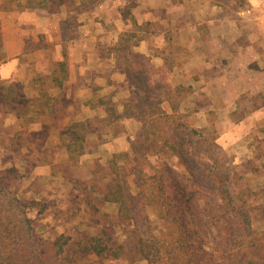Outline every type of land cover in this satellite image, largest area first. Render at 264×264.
I'll use <instances>...</instances> for the list:
<instances>
[{
    "label": "crops",
    "instance_id": "1",
    "mask_svg": "<svg viewBox=\"0 0 264 264\" xmlns=\"http://www.w3.org/2000/svg\"><path fill=\"white\" fill-rule=\"evenodd\" d=\"M15 1L0 0V86L6 88L0 96V179L23 202L48 206L31 213L41 237L91 236L119 222L115 204H98L87 191L104 187L94 183L99 167L130 152L140 130L133 118L110 119L98 102L110 99L121 116L136 92L113 50L132 29L128 10L139 25L150 24L134 52L150 58L174 87L189 90L182 112H193L199 128L216 113L223 128L217 143L237 157L256 156L254 147L240 144L251 143L264 124V33L238 16L234 0H91L76 12L60 4L56 13L20 9ZM19 1L23 6L27 0ZM64 48L69 73L57 107L62 90L52 83L53 67ZM44 84L52 113L42 104L33 111ZM77 122H87V130L84 154L74 162L65 130Z\"/></svg>",
    "mask_w": 264,
    "mask_h": 264
},
{
    "label": "trees",
    "instance_id": "2",
    "mask_svg": "<svg viewBox=\"0 0 264 264\" xmlns=\"http://www.w3.org/2000/svg\"><path fill=\"white\" fill-rule=\"evenodd\" d=\"M74 2H79V9L72 6ZM16 4L20 9L45 11L64 4L76 12L89 8L92 1L27 0L22 6L17 0ZM125 15L132 29L121 35L113 50L136 91L132 97L135 102L127 103L121 116L115 113L110 99L98 102L112 120H137L140 131L130 152L114 154L109 160L111 182L103 188H91L88 194L98 204H115L120 223H133L137 253L149 264H264V236L254 229L255 219L264 220V206L254 204V196L247 191L236 194L235 190L242 179L239 170L247 164L235 165L218 145L223 130L212 124L213 118L212 128H196L181 112V101L189 96V90L174 87L150 58L134 52L150 32V24L139 25L130 10ZM74 22L70 17L69 24ZM62 56L52 79L58 88L64 87L69 73L66 48ZM41 98L52 108L47 92H41ZM243 117L234 118L240 121ZM86 130L87 122L72 123L65 130L73 139L68 151L74 162L84 154ZM188 146L208 160L209 169L203 178L196 177L189 166ZM175 159L187 172L171 163ZM132 178L135 191L129 182ZM33 208L40 214L48 206L23 202L0 181V264H79L68 252L70 235L45 239L34 230L30 218ZM148 213L163 223L158 237L141 232L142 225L148 223ZM80 245L83 252L99 259L119 260L127 254L124 244L111 246L98 234Z\"/></svg>",
    "mask_w": 264,
    "mask_h": 264
},
{
    "label": "rangeland",
    "instance_id": "3",
    "mask_svg": "<svg viewBox=\"0 0 264 264\" xmlns=\"http://www.w3.org/2000/svg\"><path fill=\"white\" fill-rule=\"evenodd\" d=\"M234 8L237 10V13L240 9H243L246 7L247 4H249V0H234ZM14 4H16V1L14 2ZM256 5V4H255ZM72 6L74 7L73 3ZM76 8V7H75ZM59 8L57 6H52V12L56 13L58 12ZM243 19V18H241ZM245 19V18H244ZM251 20V19H250ZM253 21V20H251ZM69 24V23H68ZM72 25V24H69ZM255 26L259 27L256 23ZM260 28V27H259ZM261 30V29H260ZM264 33V30L262 31ZM70 35L67 34V38H69ZM69 42V40H68ZM67 50V48H66ZM55 68V66L53 67V69ZM44 89L41 90V92H47V86L46 84H44ZM62 90V95H60L56 102L53 103V105H57V107L59 105H61V101L62 103L64 102V94H63V88H59ZM260 88H256L255 89V98L257 96V90ZM6 88H3L0 86V96L2 95V93H6ZM8 92V91H7ZM41 96V93H40ZM253 97V96H252ZM254 101L257 102L255 104H260L262 103V100L260 98H257ZM186 99V98H185ZM183 99L181 101V104L183 103V101L185 100ZM250 99V98H249ZM253 99V98H252ZM41 101L39 102L40 104H32L33 106V111L36 112V109L41 110L40 105L42 104V106H45L50 113L54 112L53 110L49 109L50 107H48L47 104H45L42 101V98L40 99ZM135 101L132 100V103H134ZM51 104V103H50ZM182 109V107H180V110ZM182 112V110H181ZM49 113V114H50ZM183 114H187L189 116V120L190 122L194 125L193 120L192 119L193 116V112H189L187 113L185 110L182 112ZM196 118V117H194ZM212 124L215 126H218V128H220L221 130H223V128L220 126V120L218 119V116H216V113H213L212 117ZM212 124L210 122L208 127H205L207 129L212 128ZM194 127H197L196 125H194ZM140 131V130H139ZM222 136V135H221ZM220 136V137H221ZM219 137V138H220ZM250 139L252 140L251 143H247L248 141L246 140L245 143H242L240 145H243V147H245V149H248V147L250 148L251 146L255 148L256 151V156H254L252 159H247L245 158L246 156L243 155V157H237V155L235 153H233L231 150H224L219 144V146L226 152L227 156L231 159L234 160V164L235 165H241V164H247V167L245 168H241L239 170V175L242 176V179L238 180L237 183L235 184V190H236V194H238L239 192L242 191H247V194L253 195V199L252 202L254 204H261L264 206V124L256 127V129L252 132V134L250 135ZM218 142V140H217ZM188 148H190L188 146ZM245 151V150H244ZM239 153H242L243 150L238 151ZM189 163H190V168L191 170L197 175L196 177H200L203 178L204 175L207 174L208 169H209V163L208 160L206 159V157L201 153L198 152L195 148L189 149V153L187 155ZM238 158V160H236ZM177 159L175 160H171V163L178 165L177 163ZM250 162H252L251 165L249 164ZM179 171H185L187 172L181 165H178L177 168ZM100 172L97 173L96 175V179L94 181L96 186H106L108 183L111 182L112 180V175L111 172L109 170L108 167L102 168L99 167ZM188 174V173H187ZM192 175V174H191ZM1 181V179H0ZM130 182V186L132 187V189L135 191L134 187H135V180L132 178L129 180ZM6 186V185H5ZM25 203H29V202H25ZM35 209V210H33ZM30 210V218L32 219V211H35L37 214L38 213V209L33 208ZM149 220L148 223H145L144 225H142V229L141 232L144 236H155L158 237L159 236V232L160 229L162 228V221L158 220L155 216H153L152 214H149ZM255 216V215H254ZM260 217L258 219H255V223H254V229L262 234L264 236V220L262 222L259 221ZM33 220V219H32ZM115 227L111 228L112 224H110V226L108 228H102L100 230V232H97L98 235H102L105 238V241L111 245H119V244H124L127 248V254L125 255V257L119 259V260H115V259H95V257L92 258V256L95 255H90V254H86L85 252H83V250H81V242H83L84 239H87L89 236L86 235V233H75L73 237V240L71 242V245L68 247V252L72 255L75 256L76 260L79 261V264H149L146 260H143L141 258V256L137 253V247H136V234L134 233V225L132 222H128V223H120V222H116L114 223ZM104 227V225H103ZM68 235V234H67ZM138 236V235H137ZM91 256V257H90Z\"/></svg>",
    "mask_w": 264,
    "mask_h": 264
},
{
    "label": "built area",
    "instance_id": "4",
    "mask_svg": "<svg viewBox=\"0 0 264 264\" xmlns=\"http://www.w3.org/2000/svg\"><path fill=\"white\" fill-rule=\"evenodd\" d=\"M238 16L243 19L253 20L264 30V0H249V4L238 11Z\"/></svg>",
    "mask_w": 264,
    "mask_h": 264
}]
</instances>
